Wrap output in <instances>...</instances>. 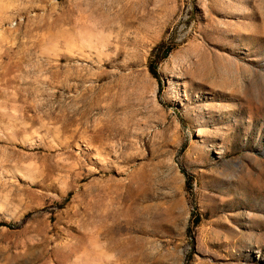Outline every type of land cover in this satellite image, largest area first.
I'll return each mask as SVG.
<instances>
[{
    "label": "rangeland",
    "instance_id": "1",
    "mask_svg": "<svg viewBox=\"0 0 264 264\" xmlns=\"http://www.w3.org/2000/svg\"><path fill=\"white\" fill-rule=\"evenodd\" d=\"M0 264H264V0H0Z\"/></svg>",
    "mask_w": 264,
    "mask_h": 264
}]
</instances>
